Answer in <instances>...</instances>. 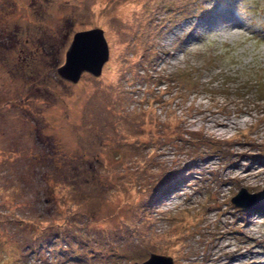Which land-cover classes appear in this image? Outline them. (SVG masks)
Returning a JSON list of instances; mask_svg holds the SVG:
<instances>
[{
	"label": "rangeland",
	"instance_id": "rangeland-1",
	"mask_svg": "<svg viewBox=\"0 0 264 264\" xmlns=\"http://www.w3.org/2000/svg\"><path fill=\"white\" fill-rule=\"evenodd\" d=\"M152 255L264 264V0H0V264Z\"/></svg>",
	"mask_w": 264,
	"mask_h": 264
},
{
	"label": "water",
	"instance_id": "water-1",
	"mask_svg": "<svg viewBox=\"0 0 264 264\" xmlns=\"http://www.w3.org/2000/svg\"><path fill=\"white\" fill-rule=\"evenodd\" d=\"M110 60V48L105 31L94 29L75 34L73 42L66 54L65 64L58 70L62 79L78 84L85 73L101 77L105 65ZM256 194L242 190L232 199V204L241 209L255 205ZM144 264H175L171 257L152 255Z\"/></svg>",
	"mask_w": 264,
	"mask_h": 264
},
{
	"label": "trees",
	"instance_id": "trees-1",
	"mask_svg": "<svg viewBox=\"0 0 264 264\" xmlns=\"http://www.w3.org/2000/svg\"><path fill=\"white\" fill-rule=\"evenodd\" d=\"M231 203H232V201H231Z\"/></svg>",
	"mask_w": 264,
	"mask_h": 264
}]
</instances>
